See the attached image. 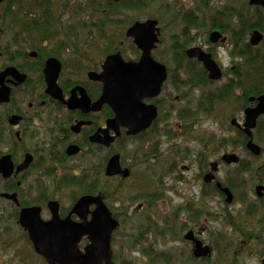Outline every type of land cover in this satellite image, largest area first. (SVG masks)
<instances>
[{"label":"flooded vegetation","instance_id":"flooded-vegetation-1","mask_svg":"<svg viewBox=\"0 0 264 264\" xmlns=\"http://www.w3.org/2000/svg\"><path fill=\"white\" fill-rule=\"evenodd\" d=\"M128 1L130 0H4L0 3V91L6 88L10 93V101L0 103V160L5 156H10L15 167L14 174L9 179H4L0 174V178L4 182L8 181L14 185V191H0V200L14 206V219L20 226L21 210L27 208H40L42 220L50 221L52 219V213L49 209L50 202L59 204L61 219L71 216L72 221L83 223L77 215H71L75 205L85 196H100L120 227L127 218V214L125 219H121L122 213L120 214L119 207L111 200L112 195L121 192L122 186L118 188V184H126L129 180L134 179L135 170H137V180L145 185L147 183L143 177L145 172L141 169L147 164L141 165V162L137 166L128 165L127 162L129 163V161L125 158L124 145L128 142L133 144L147 143V139L151 135L157 134L155 131L157 128L159 129L163 115L173 107L168 108L167 104L172 105L174 102L175 95L173 96V94L177 93L179 84L180 87H193L195 92L202 91L198 96L199 103L196 108L197 114L203 113L206 120L211 119L207 116L211 114L212 108L214 110L217 104H222L231 111V113L226 114L227 121L223 122L225 125L222 129L223 134H221L223 136L222 143L220 142L224 151H228L229 148L231 150L224 152L217 161L206 165V171L202 174L204 183L199 190L201 194L203 193L202 198L204 200L208 199V193L211 190L223 199L225 206L217 214L220 219L215 217L213 219L229 229V236L236 235L239 238L242 246L234 252V256H238V253L240 255L253 240L264 237V224H261L262 228L259 230L257 229L258 222L254 220L253 226L245 222L246 219H243L245 214L250 215L253 211L243 207L246 205L247 193L241 191L242 188L237 187L242 181L235 177L238 175L236 169L242 171L245 166L243 153L247 157L255 158H260L263 155V148L258 145V131L264 125V114L258 118L255 128L251 129V135L246 132L245 125L247 123L246 112L257 108L259 99L264 96V84H262L264 81L261 83L258 80L260 77L256 68H254L255 72L253 73L252 70L249 73L243 71L245 58L242 46L244 41L237 42L233 36L235 32L232 30L230 22L229 27L212 23V27L209 28L210 33L203 43L207 49L191 46V40H187L190 33L185 30L181 31L182 35H171V41L168 42L164 38L167 32L163 29L165 24L161 19H141L145 16L142 10H127L122 14L113 11L114 5L120 6ZM172 1H175L174 4L179 1L183 6V10H174L175 21L181 18L183 26L188 28V14H185L186 4H182V0ZM246 1L249 11L263 19L264 6L252 5V0ZM138 2H145V0H138ZM18 14L23 20V24H16ZM38 18L42 25H38ZM149 20L157 21L160 30L159 43L153 50L152 57L158 63L166 66L167 69V79L159 95L143 101L146 106L153 105L156 107L157 116L148 128L137 134H131L129 128L124 126L119 127L118 134L110 125L116 117L113 107L108 103L101 107L96 106L104 91V83L97 77L103 74L106 59L117 53H120L127 63L140 61L142 53L137 49L134 40L127 37V32L134 24L145 23ZM223 20L225 21V18ZM254 26L263 27L264 25L259 20ZM38 28L43 30L44 36L40 42H35L32 41V35L25 33ZM120 29L124 33V38H118L114 41V34ZM239 31L240 27H238ZM255 31L261 32L263 39L254 46L251 40ZM99 32L101 35L105 34L103 41H99ZM192 32L194 33V31ZM215 32L221 34V39L217 43L211 41V35ZM18 33H22V35H18ZM19 38H22L20 43ZM27 39L28 41H26ZM244 40L251 48L250 52L254 55L258 54L264 45V30L255 28ZM118 43L120 44L119 49L115 52H109L110 48ZM225 44L229 45L231 60V65L227 67L223 65L218 55L221 49L226 48ZM127 45H129L128 49L131 48L130 45L134 48L126 50ZM178 48L182 51H178ZM193 48H200L212 56L221 70L222 77L220 80H211L209 78L210 73L204 64L197 59L188 57L187 51ZM106 49L109 53L106 52ZM166 49L169 51L170 58L164 54ZM180 53H184V58H178ZM178 72H184L183 74L187 76V79L181 83L178 80L173 82L175 76H178ZM55 77L56 86L53 84L51 88L49 81L54 80ZM247 83L251 86H248ZM202 87L210 89L203 91ZM248 87L257 90H252V93H249L246 90ZM193 96L194 92L192 98ZM85 97L89 104L84 102L82 105V100ZM180 100V97H176L175 101ZM185 115L187 118L193 117L190 112ZM13 117L17 119L14 126L10 123ZM179 118L186 119L183 113L179 114ZM220 122L222 124V121ZM194 126L196 127L195 121L193 122ZM25 139L36 142L33 150L23 144ZM251 142L262 149L261 154L256 155L250 150L249 144ZM158 143L161 145L160 139H158ZM4 145L8 148L6 152L2 149ZM143 145L147 149V145ZM18 149L21 151L19 156L16 153ZM162 151V149L156 150V155L160 159L164 156ZM239 151L240 153H238ZM28 156L31 157L29 167L16 174L17 168L24 163ZM115 156L120 157L121 168L129 171L127 178H123L122 175H107L109 162ZM158 156L155 160L158 159ZM214 163L217 164L216 171L213 170ZM223 167L224 169L234 168L233 172L236 173H229L225 179L220 178L219 173ZM48 168L52 171H49ZM210 175L214 178L207 181L206 179ZM138 177L140 178L138 179ZM38 179L41 180L42 184L37 187L32 186L31 182H37ZM249 179L253 182L249 191L252 194V204H256L258 209L261 207L264 210V189L259 190V188H264V175H254ZM136 184L135 186H139ZM218 184L221 185L222 189L230 191L233 196L232 202L227 201L228 195L218 187ZM88 187L95 189L94 192L88 191ZM117 188L118 190H116ZM140 188L142 187H138V189ZM153 189L155 194L162 192L159 187ZM34 191L39 193L35 199L24 197L26 202L21 199L25 193L33 194ZM3 194H16L18 203L2 198ZM156 197V195L154 197L150 195L148 199L156 200ZM29 199L39 201L40 204L27 206ZM120 201L118 200V203ZM237 205H239L240 210L238 211L240 213L239 222L233 223L231 219L237 215L234 213L237 211L233 207ZM191 207L190 201H187L176 211L184 212L190 217V220H194L196 212ZM95 210L96 205H92L90 212ZM116 210H118L119 216H116L114 212ZM188 211L190 215H188ZM44 214L48 215L49 218L46 219ZM200 214L204 220L197 221L192 228H189L190 225L188 224L183 240L179 239L187 244V257L188 259L190 257L189 261L191 262L194 259L209 260L215 253L214 244L209 243V239L203 238L206 234L218 236L215 234L218 232L220 233L219 236H223L222 231L213 233L210 230L212 224H207L210 219L205 220L206 214L211 216L209 212ZM91 220L90 214L88 221ZM201 223L203 224L201 225ZM212 226L214 227V225ZM155 227L156 225L153 224L151 229L155 230ZM21 229L24 231L22 227ZM212 230L216 229L213 228ZM165 232V229H162L159 235L164 236ZM189 233H193L195 240L202 242L204 247L211 249L210 257L198 259L194 256L195 243L185 238ZM224 234L226 235L225 232ZM113 235L111 242L112 261L114 258L113 248L115 247L113 246ZM178 236L172 234L168 240L176 241ZM26 237L29 240L27 233ZM88 244V239L84 238L80 248L83 250ZM156 244L153 243L154 246H148L149 249L155 251ZM220 250L224 252L225 248ZM163 256L167 260L171 257L170 253ZM262 263L264 264V257H262ZM113 264H115L114 261Z\"/></svg>","mask_w":264,"mask_h":264},{"label":"rangeland","instance_id":"rangeland-1","mask_svg":"<svg viewBox=\"0 0 264 264\" xmlns=\"http://www.w3.org/2000/svg\"><path fill=\"white\" fill-rule=\"evenodd\" d=\"M165 2L166 0H155L153 3H149L150 7L144 10V15L147 19L157 18L164 22L163 29L167 32L164 38L168 42L171 41V35H182L181 31L185 30L190 33V37L188 36L187 40H191V46L207 49L203 43H205V38L210 33L209 28L212 27L213 22L224 27H229L231 23V28L235 33L238 31V27L241 26V17H245L244 21H249L251 25L258 23L259 20L264 25V18L261 19L254 12L251 13L246 0H187L183 3L186 4L185 14H188V19H194V26H188L187 28L183 26L181 18L175 21L174 10L178 8L179 2L174 4L175 1L170 0L169 7H166ZM239 13L240 15H238ZM145 17L143 16L142 18L146 19ZM223 18H225V21H222ZM115 34L117 36L118 32H115ZM225 46L226 50H218V55L223 65L227 67L231 65V60L229 45L225 44ZM130 47L128 49L129 45H127L126 50L134 48L131 45ZM166 52L164 54L170 58L171 56L167 49ZM263 53L264 49L262 47L259 50V56ZM131 54L133 53L131 52ZM233 59L237 61L236 58ZM245 61L246 59L243 60V71L245 73H249L251 70L252 73L255 72L254 68L257 71L258 65L252 64L244 67ZM183 73L178 72V76H175L173 82L177 80L180 83L185 81L187 76ZM201 89L207 91L210 88L202 87ZM193 92L194 96L192 98ZM201 92L199 90L195 92L193 87H180L179 84L177 93L173 94V96L175 95L174 102L172 105L167 104L168 108L170 106L173 107L163 115V121L160 122L159 129L157 128L155 131L157 134L151 135L147 139V143L133 144L128 142L124 145V154L129 161V163L127 162L128 165L131 167L132 165L137 166L141 162V165L147 164L145 167H141L145 172L143 177L147 180V183L145 185L137 180V170H135L134 179L121 185L120 193L112 195V202L116 203L120 214L122 213L121 219H125L127 214V218L113 235V246H115L113 248V261L115 264H263L264 237L253 240L240 255L238 253V256H234V252L238 251L239 247L242 246L241 241L236 235L229 236V229L213 219L214 217L220 219L217 214L225 206L223 199L219 194L211 190L208 193V199L204 200L202 198L203 193L201 194L199 190L204 183L202 174L206 171V165L217 161L224 152L231 150L229 148L228 151H224L221 148V139L223 137L221 134H223L222 129H224L225 125L223 122L227 121L226 114L231 113V111L226 106L217 104L213 112L207 116L211 117V119L206 120L203 113L197 114L196 106L199 103L198 96ZM176 97H180L181 100L176 102ZM189 112L193 117L187 118L185 114ZM181 113L184 114L186 119L182 120L179 118ZM194 121L196 127H193ZM220 121H222V124H220ZM158 139L161 140V145L158 143ZM34 143L36 142L29 139H25L23 142L27 148L32 150ZM143 144L147 145V149H145ZM258 145L263 148V155L260 158L247 157L242 152L245 158L243 164L250 167L244 166L242 171L236 169L238 175L235 177L242 181L237 187L242 188L241 191L247 193L246 205L243 207L246 210L253 211L250 215L245 214L243 219H246L245 222L249 225H253L255 220L258 222L257 229L261 230V224H264V210L261 207L258 209V205L252 204V194L249 191L253 186V182L249 177L264 175V125L258 131ZM2 149L4 152L8 150L5 145L2 146ZM157 149L163 150L162 154L164 156L161 159L156 155ZM16 153L19 156L21 153L20 149ZM157 156L158 159L155 160ZM233 169H224L223 167L219 177L225 179L229 173L235 174L236 172H233ZM48 170L52 171L49 168ZM35 181L31 182L34 187L42 184L40 179L37 182ZM135 183L139 186H135ZM138 187L142 188L138 189ZM156 187H159L162 192L155 194L153 188ZM150 195L153 197L156 195V200L148 199ZM38 196L39 193L36 191L33 194L28 192L23 195L25 198L32 197L34 199ZM118 200L121 201L118 203ZM187 201H190L192 210L196 212L194 220H190V217L184 212L176 211ZM233 208L236 209L235 211L237 212L234 213H237V215L232 217L231 220L236 223L239 222V205ZM256 209L258 210L254 213ZM189 211L188 215H190ZM114 212L116 216H119L118 210ZM203 212L211 214V216L205 215V220L210 219L207 224L211 223L214 225V227L212 225L211 227L209 226L210 230L213 233L222 231L221 234L223 236H219L220 233L218 232L215 233L218 236L206 234L203 238L205 240L209 239V243L214 244L216 247L215 253L209 260L194 259L191 262L189 261L190 257L189 259L187 257V244L179 239L183 240L188 224L190 225L189 228H192L197 221L204 220V217L200 214ZM44 217L46 219L49 218L46 214H44ZM153 224L156 225L155 230L151 229ZM213 228L216 230H212ZM162 229H165L166 236L159 235ZM172 234L179 235L178 240H168V237ZM153 243H157L156 248H154L155 251L148 247L154 246ZM221 248H225L224 252L220 250ZM168 253H170L171 257L167 260L163 255ZM0 264H47L34 253L26 234L17 224L16 219H14V206L3 200H0Z\"/></svg>","mask_w":264,"mask_h":264},{"label":"water","instance_id":"water-1","mask_svg":"<svg viewBox=\"0 0 264 264\" xmlns=\"http://www.w3.org/2000/svg\"><path fill=\"white\" fill-rule=\"evenodd\" d=\"M4 0H0V3ZM119 1V0H116ZM252 5L264 6V0H252ZM160 30L158 22L149 20L145 23L134 24L127 32V37L134 40L137 49L141 51L139 62L127 63L120 53L109 56L103 66L104 72L97 79L104 83V91L96 106L101 107L105 103L111 105L116 117L110 125L118 133L121 126L127 127L131 134H137L148 128L157 116L155 106H146L143 101L155 98L159 95L164 82L167 79L166 66L158 63L152 57V52L159 43ZM221 39V34L215 32L211 35V41L217 43ZM263 39V34L255 31L251 43L258 45ZM190 59H197L202 62L206 70L210 73L211 80H220L221 70L212 59L200 48H193L187 51ZM50 87L56 86V77L49 81ZM9 90L4 88L0 91V103L10 101ZM89 104L87 98L82 100V105ZM85 104V105H86ZM246 132L251 135L258 118L264 114V96L259 99L257 108L248 110ZM17 119L10 120L14 126ZM119 134V133H118ZM250 150L256 154H261L262 149L253 144H249ZM226 159V158H225ZM31 163V157H27L20 165L16 174L26 170ZM213 170H217V164H213ZM15 167L10 156H5L0 160V174L4 179H9L14 174ZM108 176L122 175L123 178L129 176L128 170H123L120 166V157L115 156L109 162L107 168ZM210 175L206 180H213ZM221 188V185L218 184ZM222 189V188H221ZM264 188H259L262 190ZM228 195V202L233 201V196L228 189H222ZM2 198L18 203L16 194H3ZM96 205V210L90 212V207ZM49 209L52 213L50 221L41 218V209L37 207L22 209L19 224L28 234L35 253L42 257L47 264H113L111 242L113 232L119 227V223L113 218L111 212L104 204L102 198L85 196L75 205L71 215H77L83 223L72 221L71 216L66 219L60 218V206L57 202H50ZM91 214L92 220L88 217ZM193 233L186 235V240L195 243L194 256L198 259L211 256V249L204 247L202 242L195 240ZM87 238L89 244L82 250L81 241Z\"/></svg>","mask_w":264,"mask_h":264},{"label":"trees","instance_id":"trees-1","mask_svg":"<svg viewBox=\"0 0 264 264\" xmlns=\"http://www.w3.org/2000/svg\"><path fill=\"white\" fill-rule=\"evenodd\" d=\"M138 0H130L128 1L127 3H124L123 5H114L113 6V11L117 14H122L124 13V11H127V10H135V11H144V10H147L149 7H150V4L149 3H153L155 0H145V2H138ZM170 0H166L165 4H166V7H169L170 6V3H169ZM179 2V1H178ZM184 3V1L182 0V4ZM177 10H183V6L181 5V2L179 3L178 5V8ZM178 13V12H177ZM182 13V12H180ZM145 17V16H144ZM146 18V17H145ZM40 19H43V17H40ZM143 19V18H141ZM38 20V25H42V22L41 20H39V18L37 19ZM241 20V26L240 27V31H236L237 33H234L233 36L236 38L237 42L240 43L241 41H244L243 43V46H242V51H243V55H244V58L246 59L244 65H248V66H251L252 64H256L258 65V69H257V74L259 75L260 78H258V80L262 83L264 81V77L261 78L262 76H264V53L262 55L259 56V53L258 54H253L251 51V48L249 47V45L247 43H245V38L246 36L252 31L254 30L255 28L257 29H260V30H264V26L263 27H258V26H254V25H251V23L249 21L245 22V17H241L240 18ZM23 20L19 17V14L17 15V22L16 24H23L22 23ZM194 22V19H188V25L189 26H194L193 24ZM36 23V22H35ZM36 25V24H35ZM42 27V26H41ZM225 32V31H223ZM228 32V31H227ZM100 33V32H99ZM238 33H240V35H238ZM25 34H29V35H32V41H35V42H40V40H42L43 36H44V32L43 30L41 29H36L32 32H29V33H25ZM18 35H22V33H18ZM38 36V37H37ZM115 36V39L114 41H116L118 38H121L123 39L124 38V33L123 31L120 29L118 30V34L116 36V34H114ZM190 36V35H189ZM99 38V41H103V39H105V34L104 35H100L98 36ZM25 41V40H24ZM28 41V39L26 40ZM113 41V40H112ZM22 42V38H19V43ZM120 47V44L118 43L116 46L114 47H111L109 52H115L119 49ZM263 49H264V45H263ZM178 51H182L181 49L178 48ZM106 52H108V50L106 49ZM108 52V53H109ZM184 53H180L178 58L179 57H183L184 58ZM245 65V66H246ZM190 72V71H189ZM250 83V82H249ZM248 84V83H247ZM264 84V83H262ZM250 84H248L249 86ZM251 86V85H250ZM260 86V85H259ZM259 88V87H258ZM260 89V88H259ZM249 93H252V90L253 88L252 87H248L246 89ZM257 90L256 88L253 90L255 91ZM261 90V89H260ZM254 93V92H253ZM219 100V98H218ZM212 112H213V108H212ZM211 112V113H212ZM124 183H119L118 184V188L123 185ZM138 185V184H136ZM118 188L116 190H118ZM14 191V185H11L8 181L7 182H4L1 178H0V191ZM95 189H92L91 187H88V191L90 192H94ZM89 193V192H88ZM24 202L25 201V198H21ZM40 204V202L38 201H33L32 199H29V201L27 202V206H32V205H36V204ZM25 233V232H24ZM26 234V233H25ZM34 251V250H33ZM35 253V252H34Z\"/></svg>","mask_w":264,"mask_h":264}]
</instances>
